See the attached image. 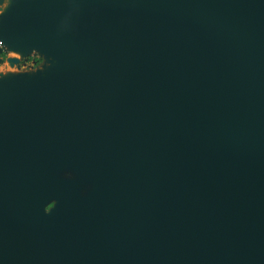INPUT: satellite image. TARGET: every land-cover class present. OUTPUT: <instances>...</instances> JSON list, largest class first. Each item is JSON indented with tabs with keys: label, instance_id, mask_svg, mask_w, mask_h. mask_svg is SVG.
Segmentation results:
<instances>
[{
	"label": "water",
	"instance_id": "obj_1",
	"mask_svg": "<svg viewBox=\"0 0 264 264\" xmlns=\"http://www.w3.org/2000/svg\"><path fill=\"white\" fill-rule=\"evenodd\" d=\"M59 1L1 20L72 78L56 113L0 90V263L264 264V0ZM79 145L101 188L72 206L45 177Z\"/></svg>",
	"mask_w": 264,
	"mask_h": 264
},
{
	"label": "rangeland",
	"instance_id": "obj_2",
	"mask_svg": "<svg viewBox=\"0 0 264 264\" xmlns=\"http://www.w3.org/2000/svg\"><path fill=\"white\" fill-rule=\"evenodd\" d=\"M68 2L74 10L83 11L85 9L82 0H68ZM58 3H60L59 0H1L0 25L2 18L9 11L11 15L40 14L46 9L56 15L55 8L59 6ZM24 45L25 47H21L8 40H0V90L11 98H29L35 106L47 108L56 113L57 106L68 94V83L72 78L70 64L69 62L64 64L62 58L52 54L53 47L41 40H34ZM19 48L22 49L21 54L16 53ZM138 157L142 156L134 157L124 164L125 174H132L138 168L133 166L129 172L125 169ZM148 160H151V157ZM87 173L93 175L90 176ZM45 180L60 187L72 182L76 191L72 206L94 202L101 188V179L89 166L86 152L81 145L78 149L68 150L62 160L52 165ZM89 196L92 198L88 200ZM57 203V195L48 198L42 206L44 215H49ZM23 245L22 241H16L13 252L1 260L32 264L29 259L18 255Z\"/></svg>",
	"mask_w": 264,
	"mask_h": 264
},
{
	"label": "bare ground",
	"instance_id": "obj_3",
	"mask_svg": "<svg viewBox=\"0 0 264 264\" xmlns=\"http://www.w3.org/2000/svg\"><path fill=\"white\" fill-rule=\"evenodd\" d=\"M10 12V11H9ZM8 12V13H9ZM7 13V14H8ZM10 14H12V13H10ZM11 17H12V22L13 21H15L16 23H15V25L17 26L16 28L17 29H19V28H21L26 22H25V19H20V18H18L17 16H15V15H10ZM5 35H7L6 33H5V31H4V29H1V27H0V40L1 41H5V40H7V36H5ZM19 35V34H18ZM19 37H20V39L23 37L22 35H19ZM21 41V40H20ZM23 44H21L20 46L21 47H25V46H22ZM16 53L17 54H21L22 53V49H20L19 48V50H16ZM146 159H147V156H145V157H138L137 159H135L134 161H132V163H130V164H128L126 167H125V169L129 172V171H131V169L133 168V166H142L144 163H145V161H146ZM88 174V173H87ZM88 175H93V174H91V173H89ZM94 188H95V185H94ZM92 198V196H89V197H87V199L89 200V199H91ZM40 255L42 256V257H44L45 256V253L44 252H42V253H40ZM0 264H18V263H16L15 261H12V260H3ZM24 264H27V263H24Z\"/></svg>",
	"mask_w": 264,
	"mask_h": 264
},
{
	"label": "crops",
	"instance_id": "obj_4",
	"mask_svg": "<svg viewBox=\"0 0 264 264\" xmlns=\"http://www.w3.org/2000/svg\"><path fill=\"white\" fill-rule=\"evenodd\" d=\"M0 152H1V146H0Z\"/></svg>",
	"mask_w": 264,
	"mask_h": 264
}]
</instances>
